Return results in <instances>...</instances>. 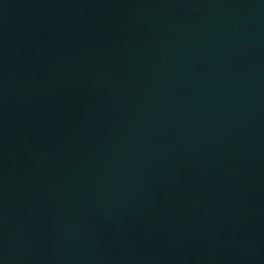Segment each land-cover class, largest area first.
Wrapping results in <instances>:
<instances>
[{"label": "water", "instance_id": "water-1", "mask_svg": "<svg viewBox=\"0 0 264 264\" xmlns=\"http://www.w3.org/2000/svg\"><path fill=\"white\" fill-rule=\"evenodd\" d=\"M0 264H264V0H0Z\"/></svg>", "mask_w": 264, "mask_h": 264}]
</instances>
